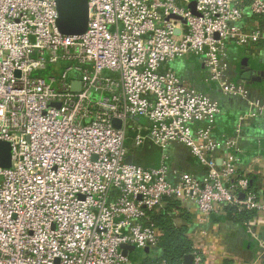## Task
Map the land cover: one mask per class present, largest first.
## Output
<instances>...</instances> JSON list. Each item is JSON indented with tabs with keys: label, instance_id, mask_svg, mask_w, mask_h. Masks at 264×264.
<instances>
[{
	"label": "built area",
	"instance_id": "built-area-1",
	"mask_svg": "<svg viewBox=\"0 0 264 264\" xmlns=\"http://www.w3.org/2000/svg\"><path fill=\"white\" fill-rule=\"evenodd\" d=\"M56 1L0 0V142L12 149L0 168V264H168L135 263L122 247L154 253L150 215L170 201L204 219L255 211L246 228L264 263V196L241 161L245 125L264 103L232 65L234 48L246 61L264 47V0H88L79 37L59 33ZM181 59L253 110L234 133L216 132L221 106L170 67ZM147 144L159 167L128 164ZM176 146L205 174L176 168ZM196 234L192 264H206Z\"/></svg>",
	"mask_w": 264,
	"mask_h": 264
},
{
	"label": "crops",
	"instance_id": "crops-1",
	"mask_svg": "<svg viewBox=\"0 0 264 264\" xmlns=\"http://www.w3.org/2000/svg\"><path fill=\"white\" fill-rule=\"evenodd\" d=\"M247 23H250V20L247 21ZM243 50L244 49L234 48L233 54L236 56L232 61V65L234 67L233 69L236 70L235 62L239 61V69L242 72L239 74L241 79L242 77L243 79H246L245 77L248 76L250 80L248 82H250V84H253L254 81H261L262 78H260L259 75L255 76L252 72L247 73L244 69L245 61H241L240 58H238L245 52ZM249 53L250 55L247 57V60H250L252 63V60L255 59L257 63L260 64L262 62V65H264V47H254L249 51ZM170 67L177 71L182 77L192 79L193 83L198 88L208 92L212 99L218 101L222 110L221 115L217 119L216 132L218 134L234 133L235 129L239 125V118L241 116H246L249 113H253V110L243 100L225 97L220 93V91H218L216 86L205 85L204 73H202L204 72V69L196 59H181L171 63ZM262 101L264 103V100ZM243 135L247 139L244 143L253 142L256 147V152L251 155L244 154L241 158L243 171L248 172L249 174L251 173L250 176H253L258 180L261 191L260 195L264 196V116L260 119L248 121L245 125ZM157 151L158 149L153 147L151 144H147L137 152L131 148V153L134 154L133 157L135 162L146 168L159 167L160 153H157ZM184 151H186V155ZM170 156L172 164L176 168L182 170H184V165L195 161L190 152L180 146L173 147L170 150ZM151 157L154 159L151 164L144 165L143 163ZM190 171L197 173V176H201V173L199 172L200 170ZM181 209L185 212V214H189L191 217L190 220L192 223L187 225H192L191 227L197 230L195 240L198 245L200 244L203 247L206 264H224L226 260H231L235 264H264L259 259V255L261 254L259 249L254 248L252 251L249 250V247H247L246 244L249 241H252V239L245 228H239L232 222L214 223L210 218L212 215L207 219H204L198 213L196 208L188 207V209ZM214 215H225V211L215 213ZM257 234L258 237L264 241V226L258 228Z\"/></svg>",
	"mask_w": 264,
	"mask_h": 264
},
{
	"label": "trees",
	"instance_id": "trees-1",
	"mask_svg": "<svg viewBox=\"0 0 264 264\" xmlns=\"http://www.w3.org/2000/svg\"><path fill=\"white\" fill-rule=\"evenodd\" d=\"M239 62V61H238ZM235 62L236 70H234V74L238 75L242 72L239 67L240 64ZM251 72L255 76H260L261 81H254L251 84V88H253L254 92L264 100V65L262 62L259 64L255 59L252 60L250 65ZM211 86H214L212 84ZM263 97V98H262ZM229 134V133H228ZM131 137L133 134L131 133ZM242 149L244 150V154L251 155L256 152V147L253 142H246L242 144ZM157 153H160L158 150ZM185 155L187 154L184 151ZM185 157V156H184ZM152 157L146 160L143 164L150 165L152 162ZM184 170H200L201 175L205 174V171L200 167L199 163L195 160L186 165H184ZM197 175V173H195ZM249 190L252 191L256 195H260V184L258 180L250 176L249 177ZM225 210V215H212L211 221L214 223H228L232 222L234 225L239 228H246V224L253 220L256 216L255 211H239L234 207H227ZM189 214H185V212L181 209L180 205L176 201L168 202V205L163 208L158 213L150 215L151 223H154L157 228L160 230L161 237L159 241V245L154 252L157 255H160L161 258L166 259L168 264H183L186 257L192 254L195 251L194 242L189 239L188 234L194 229L189 226L191 222ZM189 224V225H187ZM249 250L258 249L257 243L255 241H249L247 244ZM156 261L155 263H157ZM224 264H235L231 260H226Z\"/></svg>",
	"mask_w": 264,
	"mask_h": 264
},
{
	"label": "water",
	"instance_id": "water-1",
	"mask_svg": "<svg viewBox=\"0 0 264 264\" xmlns=\"http://www.w3.org/2000/svg\"><path fill=\"white\" fill-rule=\"evenodd\" d=\"M57 28L61 35L69 37H79L86 34L89 24V5L88 0H57ZM251 61L244 62L247 73L251 72ZM246 81H250L249 77H245ZM250 83V82H249ZM80 86L74 85V91L79 92ZM133 157H129L128 164L133 163ZM12 166V149L11 145L6 142H0V168L10 169ZM124 256L130 253H135L134 247H122ZM149 252V250H146ZM193 256L186 257L183 264H192Z\"/></svg>",
	"mask_w": 264,
	"mask_h": 264
},
{
	"label": "rangeland",
	"instance_id": "rangeland-1",
	"mask_svg": "<svg viewBox=\"0 0 264 264\" xmlns=\"http://www.w3.org/2000/svg\"><path fill=\"white\" fill-rule=\"evenodd\" d=\"M156 254L155 253H148L144 251H135L130 255V258L135 261V263H140L145 258H153Z\"/></svg>",
	"mask_w": 264,
	"mask_h": 264
}]
</instances>
